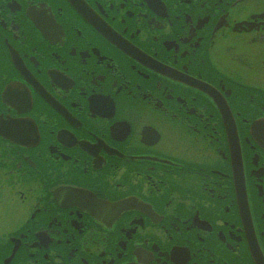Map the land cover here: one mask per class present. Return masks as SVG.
Instances as JSON below:
<instances>
[{"label":"flooded vegetation","instance_id":"flooded-vegetation-1","mask_svg":"<svg viewBox=\"0 0 264 264\" xmlns=\"http://www.w3.org/2000/svg\"><path fill=\"white\" fill-rule=\"evenodd\" d=\"M0 264H264V0H0Z\"/></svg>","mask_w":264,"mask_h":264},{"label":"rangeland","instance_id":"rangeland-1","mask_svg":"<svg viewBox=\"0 0 264 264\" xmlns=\"http://www.w3.org/2000/svg\"><path fill=\"white\" fill-rule=\"evenodd\" d=\"M4 200H8V198H4Z\"/></svg>","mask_w":264,"mask_h":264}]
</instances>
